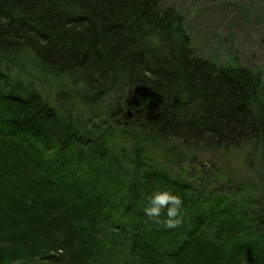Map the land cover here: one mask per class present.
I'll return each mask as SVG.
<instances>
[{
  "label": "trees",
  "instance_id": "trees-1",
  "mask_svg": "<svg viewBox=\"0 0 264 264\" xmlns=\"http://www.w3.org/2000/svg\"><path fill=\"white\" fill-rule=\"evenodd\" d=\"M162 1L0 0V264H264V77ZM158 190L180 226L144 214Z\"/></svg>",
  "mask_w": 264,
  "mask_h": 264
},
{
  "label": "rangeland",
  "instance_id": "rangeland-1",
  "mask_svg": "<svg viewBox=\"0 0 264 264\" xmlns=\"http://www.w3.org/2000/svg\"><path fill=\"white\" fill-rule=\"evenodd\" d=\"M161 7L183 17L196 55L222 65L248 67L264 77V0H163ZM61 85L50 81L46 90L58 91ZM200 157L218 162L223 181L255 184L256 169H248L234 152H206Z\"/></svg>",
  "mask_w": 264,
  "mask_h": 264
},
{
  "label": "clouds",
  "instance_id": "clouds-1",
  "mask_svg": "<svg viewBox=\"0 0 264 264\" xmlns=\"http://www.w3.org/2000/svg\"><path fill=\"white\" fill-rule=\"evenodd\" d=\"M182 205L183 200L179 195L170 190H158L148 196V206L144 208V214L154 223L161 224L166 229H174L183 222ZM165 210L166 219L162 220Z\"/></svg>",
  "mask_w": 264,
  "mask_h": 264
},
{
  "label": "water",
  "instance_id": "water-1",
  "mask_svg": "<svg viewBox=\"0 0 264 264\" xmlns=\"http://www.w3.org/2000/svg\"><path fill=\"white\" fill-rule=\"evenodd\" d=\"M130 114V113H129Z\"/></svg>",
  "mask_w": 264,
  "mask_h": 264
}]
</instances>
